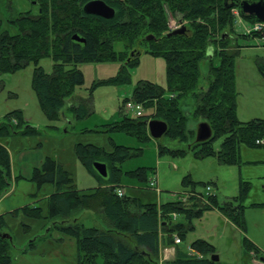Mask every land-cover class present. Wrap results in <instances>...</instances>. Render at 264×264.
I'll use <instances>...</instances> for the list:
<instances>
[{
    "label": "trees",
    "instance_id": "trees-1",
    "mask_svg": "<svg viewBox=\"0 0 264 264\" xmlns=\"http://www.w3.org/2000/svg\"><path fill=\"white\" fill-rule=\"evenodd\" d=\"M89 1L92 0H35L38 7L36 14L26 11L10 21L17 30L15 35L7 32L0 34V74L21 70L32 63L31 87L48 121L58 118L73 90L84 82L76 64L118 59L127 66H133L138 63L137 53L143 50L164 59L165 87L138 81L131 99L143 103L150 108L149 111L141 117L130 118L123 115L120 109V120L113 122L111 128L138 140H146L150 137L145 122L150 118L160 120L166 123L164 135L168 139L184 143L190 138L193 141L187 149L196 158L214 156L222 165L238 166L240 147L264 148V119L240 121L237 117L233 60L239 46L230 49L225 39L233 30L232 8L225 0H100L114 11L109 19L85 14L82 8ZM167 12L177 20L188 22L183 34L168 36L172 30L167 25ZM244 20L256 21L251 17H244ZM74 35L83 38L84 42L73 40ZM148 35H152L154 40L147 41L145 37ZM263 35L264 30L262 35L252 34L257 37ZM118 41L124 43L123 51H114V43ZM44 57L53 61L50 74L38 65ZM204 59H208L205 90L199 86V64ZM214 60L217 64H213ZM67 65L73 67L67 68ZM258 70L264 76L262 65L258 64ZM123 71L120 81L125 82L128 79ZM91 96L90 91L87 97L67 108L76 120L86 119L93 113ZM185 97L194 100L193 117L202 118L210 126L212 136L207 141L195 142V132L186 129L187 116L179 106L180 100ZM12 118L15 123H11ZM24 125L21 111L8 113L0 123V135L38 133L35 127ZM217 138H221V143L215 150L213 142ZM256 141H263V144ZM113 148L112 152L105 153L90 144L77 143L74 146L78 161L100 181L98 187L87 191L77 189L69 173L60 164L45 157L41 165L32 170L29 180L35 183L37 189L44 184L54 187L46 198L47 213L32 205L17 209L27 217L46 222L45 227L48 228L43 237L56 231L73 238L77 264H157L159 249L172 246L174 235L180 241L185 239L187 232L193 229L191 219L200 218L204 211L211 208H217L237 228H244L245 206L238 202L246 197L247 182L239 185L236 197L222 204L213 196H208V202H204L197 196L199 193H188L193 198L168 201L159 207L141 204L125 194L121 197L117 195L116 189L121 186L117 164L134 153L124 146ZM165 151L172 156L186 152L158 146L159 155ZM95 161L106 165V178H101L93 169ZM136 175L141 178L140 172ZM11 179L8 152L0 145V198L10 189ZM193 185L188 176L182 179V186L192 188ZM194 198L195 202L190 203ZM17 210L11 214L15 215ZM82 210L101 214L108 228L84 227L72 217ZM173 213L181 215L184 221L173 220ZM2 219L0 215V231L5 227ZM246 242L247 250L251 251L252 244ZM9 244L8 239L0 237V264H11ZM35 246V241H30L22 253L33 250ZM215 252L209 242L196 239L186 251L176 246L173 259L163 264H219L209 260Z\"/></svg>",
    "mask_w": 264,
    "mask_h": 264
},
{
    "label": "rangeland",
    "instance_id": "rangeland-1",
    "mask_svg": "<svg viewBox=\"0 0 264 264\" xmlns=\"http://www.w3.org/2000/svg\"><path fill=\"white\" fill-rule=\"evenodd\" d=\"M26 11L32 14L38 12L35 0H0V34L7 32L15 35L17 30L10 21ZM167 19L168 26L178 27V20L169 12ZM234 19L233 30L228 31L225 39L228 40L230 49L239 46L233 60L237 116L240 121L264 119V76L258 70V64L264 67V39L257 36L242 37L243 26L236 22V18ZM183 24L188 25V22L183 21ZM259 33L262 35V31ZM113 48L116 52L123 51L124 43L115 42ZM213 64H217V60H214ZM38 65L44 72L50 74L53 61L49 57H44L40 59ZM76 68L82 73L84 82L73 90L54 121L46 119L32 90L34 69L32 63L21 70L0 74V123L6 114L21 111L24 127L32 126L38 130L37 134L0 135V145L9 153L10 171L15 177H20L16 181L11 179L8 193L0 198V215L5 223V227L0 231V237L2 234L8 235L6 239L10 243L8 255L11 264H77L76 244L73 238L56 231L43 237L48 228L45 227L46 222L43 219L27 217L22 211L17 210L30 204L39 206L44 214L47 213L46 199L42 198L53 190V186L44 184L37 189L35 183L27 179L22 180L27 173L31 174L32 165L41 156H43L41 161L47 157L60 164L69 173L77 189L87 191L99 186L100 181L76 158L74 146L77 143L94 145L105 153L112 152L114 146L128 147L134 155L117 164L120 170V185L127 197L135 198L141 204H154L159 207L168 201L177 199L187 201L188 197L193 198L185 195L186 192L192 195L199 193L197 196L206 197L205 201L208 202L205 186H210V196L222 204L236 197L239 185L247 182L249 188L246 197L238 202L245 206L243 229L237 228L225 216L223 217L217 208H211L215 210H206L200 218L191 219L190 225L193 229L187 232L179 249L186 251L193 240L201 239L214 246L216 251L214 254L218 256L219 264H264V148L240 147L239 166L222 165L214 156L196 158L193 152L187 149L188 144L193 141L190 138L184 143L170 140L165 135L159 139L138 140L134 136L111 128L113 122L120 120V109L122 114L126 115L123 101L131 98L138 81H149L165 87L166 64L160 56L142 50L138 63L133 66H127L125 62L117 59L76 64ZM199 69V86L205 90L208 59L200 62ZM122 71L123 75H127L128 80L125 82L120 81ZM90 91L93 113L86 119L76 120L67 108L71 104H77L79 99L87 97ZM179 104L187 116L186 129L195 132L203 120L192 115L194 100L185 97ZM149 109L144 106L145 113ZM220 143L221 138L215 139L213 148L217 150ZM159 145L170 150L186 152L172 156L165 151L159 155ZM22 154L25 156L24 160L21 159ZM26 163L30 165L29 168ZM137 172L141 173V178L137 177ZM185 176L193 182L192 188L182 186V179ZM154 179L158 192L149 187ZM195 198L191 199L190 203L195 202ZM14 210L17 211L12 215L11 212ZM77 214L84 227L108 228L102 215L84 210L73 215ZM159 217L162 218V215ZM175 221L184 220L181 215H176ZM250 240L257 244L259 249L253 247L248 251L246 241ZM30 241H35L36 246L33 250L22 253V249L27 247ZM163 248L159 249L157 264L171 260L168 250L164 252Z\"/></svg>",
    "mask_w": 264,
    "mask_h": 264
},
{
    "label": "water",
    "instance_id": "water-1",
    "mask_svg": "<svg viewBox=\"0 0 264 264\" xmlns=\"http://www.w3.org/2000/svg\"><path fill=\"white\" fill-rule=\"evenodd\" d=\"M225 3H228V7H238L239 12L242 17L248 18H254L256 21L264 22V0H225ZM82 11L85 14L88 15H94L97 17H101L104 19H109L113 16L114 11L110 7H108L106 4H104L100 0H92L84 4ZM181 24V21H180ZM186 28L184 25H181L178 29H175L168 33V36L170 35H180L185 32ZM73 40L76 42H84V39L74 35L72 37ZM147 41L154 40V37L152 35H148L145 37ZM140 53H137V56ZM132 55V54H131ZM145 125L147 126V130L149 133V136L153 139H159L162 135L165 134L167 126L166 123L160 120H150L148 122H145ZM212 136V131L208 123L206 122H200L196 128L195 131V142L200 143L207 141ZM93 169L95 172L101 177L106 178L107 177V169L106 165L102 162L95 161L92 164ZM2 238H8V235L2 234ZM209 260L212 262H218V256L216 254H212L209 257Z\"/></svg>",
    "mask_w": 264,
    "mask_h": 264
},
{
    "label": "built area",
    "instance_id": "built-area-1",
    "mask_svg": "<svg viewBox=\"0 0 264 264\" xmlns=\"http://www.w3.org/2000/svg\"><path fill=\"white\" fill-rule=\"evenodd\" d=\"M233 15H234V18H236V22L237 23H240L243 27H242V31L244 34H247V35H251L253 33H259L261 31L264 30V23L263 22H252V23H244L242 24V20L238 14L237 11H233ZM233 18V19H234ZM235 19L233 20V23H234ZM176 27H172L171 28V25L169 26V29L170 30H173L175 29ZM123 110L125 112L126 115H129V116H132V117H141L143 114H144V105L143 103H140V102H136L132 99H128L124 102L123 104ZM12 123H15V120L12 119ZM257 144H263V141H256ZM156 180L154 179L153 182H150V185L149 187L150 188H153L155 191L158 192V189L156 188ZM210 186H206L205 187V195L209 196L210 194ZM116 193L119 197L123 196L124 194V190H123V187L120 186L116 189ZM203 201H205V197L204 196H201L200 197ZM206 202V201H205ZM172 218L175 219L176 218V215L175 214H172ZM173 243L175 245L179 244L180 243V239L179 237H177L176 235L173 236ZM164 249V252H166L167 250H169L168 248H163Z\"/></svg>",
    "mask_w": 264,
    "mask_h": 264
},
{
    "label": "crops",
    "instance_id": "crops-1",
    "mask_svg": "<svg viewBox=\"0 0 264 264\" xmlns=\"http://www.w3.org/2000/svg\"><path fill=\"white\" fill-rule=\"evenodd\" d=\"M238 117V116H237ZM262 119V118H261ZM15 135V134H14ZM5 148V147H4ZM6 149V148H5ZM7 150V149H6ZM8 152V151H7ZM9 154V153H8ZM21 159L22 160H24L25 159V156H24V154H22L21 155ZM43 159V156H41V158H37L36 159V161H35V163L32 165V167H31V170H33L34 168H37V167H39L40 165H41V163H42V160ZM39 160V161H38ZM36 162H38V163H36ZM32 164V163H31ZM26 165H27V168H29V164L28 163H26ZM239 166V165H238ZM32 173V172H31ZM28 175H26L25 177H22V180H29V178H30V176H31V174H29V173H27ZM11 177H12V179L14 180V181H16V177L11 173ZM53 190H54V187H53ZM53 190H51L49 193H46L44 196H43V198L42 199H46L52 192H53ZM26 205H30V204H26ZM32 206H36V205H32ZM210 210H215V209H210ZM83 211V210H82ZM80 211H78V213H79ZM220 213V212H219ZM97 215H101V214H99V213H96ZM73 218H75L79 223H81L80 221H79V217H78V214H77V216H75V215H73L72 216ZM224 217V216H223ZM196 240V239H195ZM194 241V240H193ZM250 242H251V244L253 245V247H256V248H258L259 249V246L257 245V244H255L253 241H251L250 240ZM181 244V243H180ZM180 244H178L177 246L179 247V245ZM212 245V244H211ZM189 247V246H188ZM169 250L167 251V253H169V255L171 256L170 257V259H173V257H174V255H175V247H173V248H168Z\"/></svg>",
    "mask_w": 264,
    "mask_h": 264
},
{
    "label": "bare ground",
    "instance_id": "bare-ground-1",
    "mask_svg": "<svg viewBox=\"0 0 264 264\" xmlns=\"http://www.w3.org/2000/svg\"><path fill=\"white\" fill-rule=\"evenodd\" d=\"M234 11V8H232V12ZM239 11V9L237 8V12ZM173 31V30H172ZM171 32V31H170Z\"/></svg>",
    "mask_w": 264,
    "mask_h": 264
},
{
    "label": "flooded vegetation",
    "instance_id": "flooded-vegetation-1",
    "mask_svg": "<svg viewBox=\"0 0 264 264\" xmlns=\"http://www.w3.org/2000/svg\"><path fill=\"white\" fill-rule=\"evenodd\" d=\"M133 55V53H131Z\"/></svg>",
    "mask_w": 264,
    "mask_h": 264
}]
</instances>
